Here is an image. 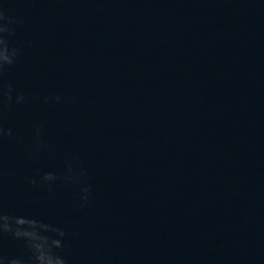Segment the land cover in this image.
Segmentation results:
<instances>
[{
  "label": "water",
  "instance_id": "95a60500",
  "mask_svg": "<svg viewBox=\"0 0 264 264\" xmlns=\"http://www.w3.org/2000/svg\"><path fill=\"white\" fill-rule=\"evenodd\" d=\"M19 58L0 154L157 129H264V0H0ZM64 99L43 104L36 96Z\"/></svg>",
  "mask_w": 264,
  "mask_h": 264
},
{
  "label": "clouds",
  "instance_id": "9594fccd",
  "mask_svg": "<svg viewBox=\"0 0 264 264\" xmlns=\"http://www.w3.org/2000/svg\"><path fill=\"white\" fill-rule=\"evenodd\" d=\"M23 20L8 15L0 6V144L6 137L13 136L11 128L3 126V114L5 109L13 104L22 105L28 97L16 91L11 82L4 83V76L8 69L14 66L20 55V48L10 43V38L15 35V27ZM43 104H59L63 97L58 93L45 96H36ZM49 146L42 139V126L36 125L31 149L34 153L47 150ZM77 157L66 161V170L58 175L47 171L40 175V181L49 189L57 180L64 185H79V206L86 208L91 195V185L88 183V171L83 166L77 165ZM28 183L35 184V179L25 178ZM68 233L65 229L43 220L33 217L13 215L0 207V241L6 237L21 241L25 249V255L6 256L0 252V264H68L67 259L61 254L66 247Z\"/></svg>",
  "mask_w": 264,
  "mask_h": 264
}]
</instances>
